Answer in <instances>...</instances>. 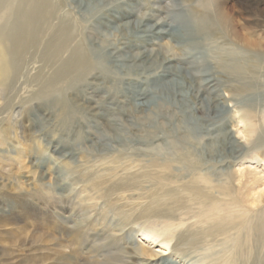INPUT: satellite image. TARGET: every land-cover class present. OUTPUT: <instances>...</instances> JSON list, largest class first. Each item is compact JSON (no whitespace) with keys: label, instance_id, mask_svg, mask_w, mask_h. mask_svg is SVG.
Listing matches in <instances>:
<instances>
[{"label":"bare ground","instance_id":"1","mask_svg":"<svg viewBox=\"0 0 264 264\" xmlns=\"http://www.w3.org/2000/svg\"><path fill=\"white\" fill-rule=\"evenodd\" d=\"M180 2L188 8L190 17L178 25L163 23V31L155 29L157 35L169 36L173 42L190 44L193 50L186 56L204 52L210 64L215 59L213 45L229 46L230 51L224 63H214L220 67L216 75L230 83L226 87L228 96H216L213 106L202 109L205 114L198 119L194 118L193 109L189 106L190 92L184 93V83L177 79L180 75L184 81L191 83L196 77L188 68L180 67L186 61L191 63L189 58L166 60L164 68L158 65L156 69H152V63L149 67L144 62L138 66L129 65L126 61L137 58L115 60L107 45L90 43V48L88 45L83 47V41L79 39L83 23L77 26L69 15L57 8L54 0H0V70L5 78V87L8 88L19 75L25 55L35 49L37 55L41 52L40 58L46 66L55 67L52 74L43 79L38 96L54 109L63 111L62 115H57V120L68 134L78 119L79 111L69 105L66 95L83 87L94 75L114 82L111 91L115 95H130L136 105L149 112L147 121L129 124L132 129L146 134L141 139L129 141L118 120L110 124L116 132L112 137L106 132L84 133L79 137L73 147H81L88 136L94 142L89 148L107 154V158L102 162L88 160L82 165L85 168L73 169L77 174L74 189L65 185L59 189L53 185L51 189L19 190V194L11 198L18 210L28 213L34 209L33 202L50 205L60 218L72 224L64 228L69 240L59 238L57 229H51V235L45 233L48 234L45 236L42 233L38 235L36 228L31 230L23 226L20 227V234H9V237L16 236L19 243L26 245L28 241L26 248L33 254L32 258L23 260L24 264H120L123 262L121 256L112 253V250L121 247L119 237L123 241V234L130 226L126 238L132 240L137 235L144 246L137 247L135 252L131 249L123 252L143 261L170 256L171 243L175 239L178 245L194 246L217 242L221 237L225 241L235 239L246 232L261 239L264 237V214L255 217L258 218L256 224H250V213L243 207V193L240 194L241 190L237 192L231 185V181L244 178L243 171H238L241 178L239 173L234 172L232 177H217L209 168H204L206 161L203 163L200 156L195 157V154L214 155L215 158V155L236 153L240 162L247 159L258 161L261 157L264 162V145H259L261 140L250 147L264 121V94L258 90L256 65L258 58L264 56V0ZM84 11L91 20L101 16L112 19L115 14L118 20L126 18L121 9L108 7L96 0L94 5L85 6ZM146 60L150 62L149 57ZM127 76L139 78L133 80ZM202 76L206 77V87L216 86V76L212 73L205 72ZM144 78H147L146 81ZM131 84H135L134 87H129ZM165 97L173 98L172 102ZM177 101L186 108L189 118H185L186 114L179 115L181 126L176 122L164 125L162 120L166 112L177 109ZM233 101L237 110L234 117H229L227 109ZM210 114H214L217 120L210 119ZM34 125L44 129L40 120H35ZM229 127L233 129L231 132L227 129ZM161 129L164 131L162 135L159 134ZM7 134L8 130H3L0 143ZM233 135L235 139H232ZM163 137L171 141L154 147L150 153L139 154L130 148V143L134 142L150 148ZM179 139L189 144L185 148L186 157L180 159L189 168L185 173L176 166L178 151L184 148ZM111 140L121 146L120 151L110 144ZM64 145L72 147V144ZM237 145L247 151L237 152ZM193 147L195 151L191 153ZM21 157L22 153L18 152V161ZM48 177L47 173H41V180ZM61 189L63 192H59ZM66 210L68 215H65ZM14 213L6 215V219L10 225L16 226L19 216ZM194 219V225L201 226L183 232L185 224ZM137 225L139 230L135 231L133 228ZM146 243L154 245L157 250L145 246ZM82 248L90 251L92 259L80 255ZM100 255H103L104 262Z\"/></svg>","mask_w":264,"mask_h":264},{"label":"rangeland","instance_id":"2","mask_svg":"<svg viewBox=\"0 0 264 264\" xmlns=\"http://www.w3.org/2000/svg\"><path fill=\"white\" fill-rule=\"evenodd\" d=\"M96 1H101L111 8L117 7L121 9L122 12L125 13L126 18L118 20V15L115 14L112 19H104L101 18L102 16L100 14L97 16L101 17L91 20V17L86 14L84 8L87 5H94L95 0H85L83 2L78 0H54L57 8L61 10L62 13L69 15L70 18L76 22L77 26H81L83 23L85 30L81 28L79 31V39L83 41V47L88 45L90 48V43L107 45L113 59L121 61L124 60V58H137L135 61L130 60L126 62L134 66L141 65L144 62L147 63V67L152 63V69H156L159 66L164 68L166 62L173 59L189 58L191 61V63H189L190 65L188 61H186L180 64V67L188 68V71L196 75V77L191 83L184 81L180 75L177 79L181 81L182 84L184 83L183 92H190L188 98L189 106L193 109V116L196 119L204 116L205 113H203L202 109H209V107L213 106L212 104L215 102V99H217L216 96H228L226 87H228L230 83L216 75L220 67L214 63H219V61L224 63L225 57L230 52L228 50L229 46L225 47L220 43L213 45L212 54L215 59H213L214 61L212 60L210 64L204 52H202L203 54H199L198 52L186 56V54L191 53L193 50V46L190 44L173 42L169 36L165 37L164 35L156 34L155 29H159L160 31L164 30L163 23L178 25L182 20H187L190 17L188 8L182 6L181 0ZM80 6H82V8L84 7L83 10ZM137 20L139 22H137ZM127 23L130 24L126 25ZM165 44H168V47H165ZM215 50L217 51L215 52ZM40 55L41 52L37 55L35 49H31V51L25 55L19 75L16 76L13 83L8 88L5 87V78L0 70V135H2L3 130H8L6 138H4V141L1 140L2 142L0 143V264H24L23 260L32 258L33 253L26 248L28 246V241H26L25 245L19 243L16 236V238L12 236L9 237V234H20V227L25 226L31 230H35L36 228L37 232L39 231L38 235L41 233H48L51 235V229H57V236H59V238L61 237V239H63L66 237V239H68L67 235L64 233V228H66V226L71 227L72 224L67 223L64 218H60L52 206L45 205L42 202H33L34 209L31 211L32 213H28L25 210H18V207L12 202L11 198L18 195L19 190L25 192L39 188L49 189L50 187L52 188L53 185L57 186L59 189L64 185L65 187L67 186V188L70 187L74 189V180L77 174L74 173L73 169L77 167L81 169L85 168L82 167V165L84 166L85 162L88 160L102 162L107 158V154L89 148L94 145V142L92 138L88 136L86 142L83 141L81 147L78 149L73 147V144L78 141L81 135L84 133L100 134L106 132L112 137L116 132L110 124L117 120L129 141L132 139H141L146 135L143 132L132 129L129 124L133 121V123L136 124L147 121L146 117L149 112L147 110L145 111L143 107L136 105L130 95L128 97L115 95V93L111 91L113 90L114 82L111 80L105 81L103 78H99L96 75L89 78L83 87L71 90L67 93L66 99L69 105L78 110L79 115L71 133L68 134L67 131H64L57 120V115H62L63 111L54 109L49 102L42 100L41 97L38 96L43 87V79L50 76L55 69L52 65L46 66L45 62L40 58ZM176 55L177 58H175ZM148 57L150 62L146 60ZM258 59L256 63L259 82L258 90L264 94V56ZM202 61H204V64ZM202 65L205 68H203ZM260 65H262V67ZM209 69H211V71ZM205 72H210L212 76H216V86L214 88L206 87L204 84L206 77H201V75ZM127 77L133 80L139 78V76L138 78L137 76ZM144 79L146 81L147 78ZM137 83H140V81L137 80ZM134 85L135 84H131L129 87L132 88ZM155 85L156 83L152 86L155 87ZM165 99L172 102L173 98L165 97ZM179 101H177V109L172 108L166 112L165 119L162 120L164 125H171L176 122V124L181 126L178 120L179 115L181 117L186 114L185 118H189L187 117L188 113L186 108H184ZM231 105L232 106L227 109L228 112H226L229 117H234L237 110L235 102L233 101ZM210 119L217 120L214 114H210ZM35 120H40V122L44 124V129L38 128L37 125L35 126ZM262 123V127L254 137V141L250 147L260 140L259 145H264V121H262ZM227 129L229 132L233 130L230 127ZM161 130L159 131L160 135L164 133V131ZM167 138L168 137H163L150 148L139 144L137 145L135 142L130 143V148L139 154H141V152H145L144 154L150 153L154 147L158 145L163 146L171 141ZM232 139H235V135L232 136ZM64 143L72 144L73 148L65 146ZM110 144L113 145L114 148L117 147L118 149H116L118 151L121 150V146L114 143L112 140ZM179 144L184 146V148L178 151L179 155L178 160H176V166L180 167L181 170L183 169L182 171L185 173V171H189V168L180 159L186 157L185 148L188 147L189 144L185 142L184 139H179ZM244 148L237 145L236 151H247V149ZM194 149L193 147L191 153H194ZM132 150H129V152ZM18 152L22 153V160L20 159V161L17 159ZM196 156H200L203 163L206 161L204 168H209L217 177L220 175L228 178L232 177L234 173L238 174L239 170L243 171L244 178H241L239 173L238 177L241 178L240 181L239 179L236 181L234 180L235 182L231 181L233 182L231 185L234 190H237V192L241 190L240 194L243 193V207L250 213V224H256L258 218L255 217L264 214V162L262 157L258 161L247 159L240 162L236 158V153L215 155V158L214 155L202 156L195 154V157ZM41 173H47L49 177L46 180H41ZM50 174L52 176H50ZM240 186L241 189L239 188ZM244 186H246V188ZM74 191L77 192V190ZM74 191L72 193H75ZM59 192H63L62 189ZM10 211H14L15 213H10ZM9 213L11 215L13 213L18 214L19 218L16 226L12 224L11 226L9 220L6 219V215H10ZM112 214L110 216H112ZM65 215H68L67 210L65 211ZM195 221V219L188 221L185 224L186 227L184 226L182 228V231L186 232L200 227L201 225H194ZM1 226L6 227L4 228ZM138 227V225L134 226L133 229L138 231ZM130 229L131 226L124 232L123 241L122 238L119 237L121 240V247L112 250V253L121 256V261L123 262L120 264H137L136 262L139 261H141L140 264H234V262L235 264H264V237L261 239L260 237L258 238L257 235H252L247 232L239 235V237L235 239L225 241V239L221 237L218 238L219 242L216 240L217 242H211L209 244L198 243L194 246L178 245L177 239H175L171 243L169 251L170 256L162 257L157 260L143 261L142 258H138L135 255H127L123 252L128 251V249L135 252L137 247L144 246L143 242H139L141 238L137 235L132 240H129L128 237L126 238L125 234H128ZM48 234H45V236ZM250 235H252V237H248ZM145 246H148L154 251L157 250V247H154V245L146 243ZM50 247L52 248L53 246ZM122 248L125 249L122 250ZM80 255L84 258L92 259L90 251L86 248L81 249ZM102 256L103 255H100V259L104 262V257Z\"/></svg>","mask_w":264,"mask_h":264}]
</instances>
